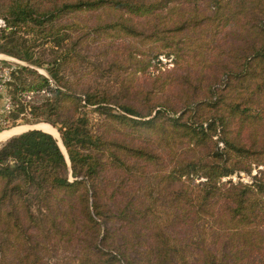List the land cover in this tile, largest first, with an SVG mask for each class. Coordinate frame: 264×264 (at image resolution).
Wrapping results in <instances>:
<instances>
[{
    "label": "trees",
    "instance_id": "obj_1",
    "mask_svg": "<svg viewBox=\"0 0 264 264\" xmlns=\"http://www.w3.org/2000/svg\"><path fill=\"white\" fill-rule=\"evenodd\" d=\"M0 19L58 49L83 33L46 63L0 44L46 65L11 74L12 117L42 94L29 123L67 153L37 129L0 148V264H264V0H0ZM90 32L127 39L100 54L115 92L63 75Z\"/></svg>",
    "mask_w": 264,
    "mask_h": 264
},
{
    "label": "rangeland",
    "instance_id": "obj_2",
    "mask_svg": "<svg viewBox=\"0 0 264 264\" xmlns=\"http://www.w3.org/2000/svg\"><path fill=\"white\" fill-rule=\"evenodd\" d=\"M93 16H94L93 14L87 13L80 15L79 18L84 21V25L88 24L92 27V25L95 24L92 23L95 20V17ZM113 18L111 17L103 18L105 21L102 22V24H108L110 21L113 20ZM70 22L71 20H69L66 17L61 21L56 22L53 26H57V28L59 27V29H62L65 28V26ZM1 28H4V22L2 19H0V30H2ZM28 30L29 29L26 28L18 29L14 31V34H12L13 32L11 33V31L9 32L0 31V44L4 45L6 40H9L8 42H11V44H13V47L14 45L17 44L18 46L22 45L23 48H30L32 52L35 54V58H39L42 62L45 63L51 61L54 58V56H58L61 53V51H63L68 47L70 43L75 42L77 37H80L83 34V33H79L77 35H72L71 39H67L64 42L62 48L58 49V47H55L52 39L45 40L43 38H37V36L34 35L33 33L27 32ZM66 34H67L66 31L59 32L58 36L63 38V36H65ZM112 40L113 39H106L96 35L95 33L90 32V36H88L87 39L84 38L83 45L80 47V54L82 55V59H83L81 60V63L83 62L84 64L83 65L79 64V66H81L79 69L77 68L69 69V70L65 69L63 75L66 77V79H70L72 82H74L76 78H80L81 89L91 88L98 90V89L110 88L111 91L113 92L118 90L119 83L115 82L113 77L106 78L103 76V71L101 72V69L104 68L106 63L102 59V57H100V54L106 49H111L113 45H122L127 39L118 41L117 44H115V42H111ZM12 51H14L15 54L22 55L21 53H18V51L16 50H12ZM160 60L162 61L165 69L173 67L171 59H166L164 57H161ZM1 66L4 70L1 69ZM20 67H28L38 71L39 74H43L47 76L45 69H43L46 68V65L43 68H37L34 66H30L27 62H24L15 56H11L9 54L0 52V78H1L0 83H2L4 86L2 91H0V133H4V132L11 133L12 131H16L14 134L10 135L11 137L9 136L10 138H12L16 135L22 134L32 129L42 130L50 134L51 132L49 131V129H54L53 130L54 137L58 140L61 150L67 157L66 150L62 144L60 134L57 128H54L47 123H40L35 125L29 123L32 121V115L30 114L31 113L30 107L33 108L36 106H41L45 103V100L44 101L39 100L41 99V97H43L42 94L36 95L35 93H31V92L20 93V95L22 96L21 98H23L25 104L28 105L27 111L24 115H18V116L14 113L17 116L15 119L12 117L14 105H13L11 93H13V90L11 91L9 89L8 86L9 82L5 81V76L9 78L11 74L16 70H19ZM141 77L142 76H140V78ZM143 78L144 77H142V79ZM23 79L26 80V84H30L33 81L32 76L25 75ZM9 98L12 102V107H11L12 109L10 112L5 110L7 99ZM60 113L64 115L63 110H61ZM88 115L91 118V124L93 129L96 130L97 128H99V125L101 124L103 119L100 118L98 114L92 112V109H88ZM7 138L0 140V148L7 140L10 139ZM260 169L261 168L253 170L251 176L256 175ZM251 176L236 173L232 177L224 179V181L232 180L235 183L238 182L251 183L252 181ZM58 248H59L58 258L60 260L62 257L69 256L68 251H65L66 249H64L65 247H62L60 245V247ZM55 261L57 262V259H52L51 264L55 263Z\"/></svg>",
    "mask_w": 264,
    "mask_h": 264
},
{
    "label": "built area",
    "instance_id": "obj_3",
    "mask_svg": "<svg viewBox=\"0 0 264 264\" xmlns=\"http://www.w3.org/2000/svg\"><path fill=\"white\" fill-rule=\"evenodd\" d=\"M1 69L2 70H4L3 68H2V66H1ZM11 74V73H10ZM0 81H1V78H0ZM5 81H10V77L9 78H7L6 76H5ZM4 88V86H3V84L2 83H0V91H2V89ZM12 107V102H11V100H10V98L9 99H7V103H6V106H5V110L6 111H8V112H10L11 111V108Z\"/></svg>",
    "mask_w": 264,
    "mask_h": 264
},
{
    "label": "bare ground",
    "instance_id": "obj_4",
    "mask_svg": "<svg viewBox=\"0 0 264 264\" xmlns=\"http://www.w3.org/2000/svg\"><path fill=\"white\" fill-rule=\"evenodd\" d=\"M54 129H49V131L51 132V134H53L54 133V131H53ZM16 131H12L11 133H6V134H4V135H1L0 136V140H2V139H5V138H7V137H9L10 135H12V134H14ZM53 136H54V134H53Z\"/></svg>",
    "mask_w": 264,
    "mask_h": 264
},
{
    "label": "crops",
    "instance_id": "obj_5",
    "mask_svg": "<svg viewBox=\"0 0 264 264\" xmlns=\"http://www.w3.org/2000/svg\"><path fill=\"white\" fill-rule=\"evenodd\" d=\"M6 133H7V132L0 133V136H1V135H4V134H6ZM10 137H11V136H10ZM10 137H9V138H10ZM9 138H7V139H9ZM7 139H6V140H7Z\"/></svg>",
    "mask_w": 264,
    "mask_h": 264
},
{
    "label": "water",
    "instance_id": "obj_6",
    "mask_svg": "<svg viewBox=\"0 0 264 264\" xmlns=\"http://www.w3.org/2000/svg\"><path fill=\"white\" fill-rule=\"evenodd\" d=\"M32 130H35V129H32Z\"/></svg>",
    "mask_w": 264,
    "mask_h": 264
}]
</instances>
